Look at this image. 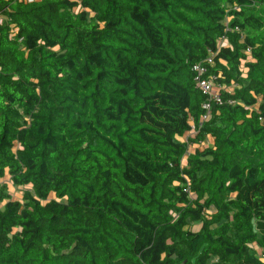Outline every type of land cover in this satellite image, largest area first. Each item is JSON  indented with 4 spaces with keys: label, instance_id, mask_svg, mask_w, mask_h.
Returning <instances> with one entry per match:
<instances>
[{
    "label": "trees",
    "instance_id": "1",
    "mask_svg": "<svg viewBox=\"0 0 264 264\" xmlns=\"http://www.w3.org/2000/svg\"><path fill=\"white\" fill-rule=\"evenodd\" d=\"M263 6L0 0V264H264Z\"/></svg>",
    "mask_w": 264,
    "mask_h": 264
},
{
    "label": "built area",
    "instance_id": "2",
    "mask_svg": "<svg viewBox=\"0 0 264 264\" xmlns=\"http://www.w3.org/2000/svg\"><path fill=\"white\" fill-rule=\"evenodd\" d=\"M221 42L226 43V38L219 40L218 45H220ZM211 62L212 54H209L202 62H198L193 66V70L195 72L196 85L197 87H199L201 92L207 96V100L202 105L203 109L206 111V115L203 116L202 119H206L208 117L211 103H221V97L219 92L223 89L226 90L225 86H218L215 83V75H208L207 77H204V63Z\"/></svg>",
    "mask_w": 264,
    "mask_h": 264
},
{
    "label": "rangeland",
    "instance_id": "3",
    "mask_svg": "<svg viewBox=\"0 0 264 264\" xmlns=\"http://www.w3.org/2000/svg\"><path fill=\"white\" fill-rule=\"evenodd\" d=\"M263 8H264V6H263ZM230 89L232 90V88H230ZM184 139H185V138H183V140H184ZM212 142H213L212 138L208 137L207 140H206L205 142L201 143V144L198 146V148H199V149H203L204 145H209V144H211ZM195 147H196V146H192V145H190V146H189V151H190L191 153H193L194 150H195ZM2 185H4V186L6 187L7 192L11 193L13 196H20L21 191L18 190V189H16V188L12 185L11 180H9L8 178H7V179H4V180H3V179L0 180V186H2ZM2 205H3V202L0 203V207H2Z\"/></svg>",
    "mask_w": 264,
    "mask_h": 264
}]
</instances>
